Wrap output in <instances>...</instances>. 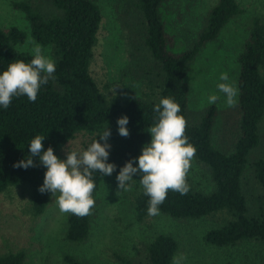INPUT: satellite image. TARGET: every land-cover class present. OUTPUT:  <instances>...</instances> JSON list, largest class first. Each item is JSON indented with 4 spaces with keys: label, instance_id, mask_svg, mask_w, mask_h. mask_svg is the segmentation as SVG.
<instances>
[{
    "label": "trees",
    "instance_id": "1",
    "mask_svg": "<svg viewBox=\"0 0 264 264\" xmlns=\"http://www.w3.org/2000/svg\"><path fill=\"white\" fill-rule=\"evenodd\" d=\"M175 1L178 0H135L144 29L143 46L159 66L161 80L156 93L144 99L129 97L122 102L106 99L88 74L100 22L99 9L92 0H47L54 10L48 14L35 0L11 2V8L27 22L33 41L51 49L56 71L54 79L41 87L34 103L22 96L14 97L7 109L0 107V193L10 186L24 187L28 191L29 214L37 217L44 212L49 194H41L38 188L43 185L47 169L39 164V157H33L37 165L34 168L13 167L29 158V144L37 135L45 138L44 150L52 147L55 154L75 134L84 132L99 141L98 136L108 127L111 132L108 163L117 166L113 173L117 176L127 161L139 156L147 131L154 125V107L162 98L170 97L179 104V115L187 121L185 134L197 150L194 160L204 168L211 190L202 192L190 187L187 195L169 191L160 214L174 220H214L218 226L203 236L208 245L223 248L253 241L264 251V155L251 163L254 180L262 190L259 205L248 209L241 186L248 156L259 144L258 126L264 118V19L252 17L237 54V133L232 149L222 152L211 143L215 106H209L194 124L188 120L186 76L198 53L215 42L222 28L243 11L235 0H216L205 13L191 46L174 52V37L167 34L160 10ZM24 39L25 33L19 29H0V73L17 60L31 61V54L15 50ZM123 116L129 118L127 138L118 133L117 120ZM101 178L99 172L93 173L96 184L93 198ZM148 200L137 183L130 194L137 222L149 216ZM89 222L90 215L78 218L66 214L63 239L73 244L84 242ZM176 250L171 236L158 234L144 246L143 261L138 264H171ZM63 260L82 264L66 255ZM23 261L22 250L0 255V264H23Z\"/></svg>",
    "mask_w": 264,
    "mask_h": 264
},
{
    "label": "rangeland",
    "instance_id": "2",
    "mask_svg": "<svg viewBox=\"0 0 264 264\" xmlns=\"http://www.w3.org/2000/svg\"><path fill=\"white\" fill-rule=\"evenodd\" d=\"M15 1L19 0H0V29L6 31L14 27L24 32V42L15 46V50L32 55L34 41L23 15L11 8V2ZM235 1L242 14L230 20L216 41L198 53L186 76L188 120L194 124L209 106H215L217 115L211 130V143L222 152H229L235 142L239 110L238 105L226 107L225 98L216 87L223 82L219 76L228 73L229 82L236 86V58L250 21L252 17L264 19V0ZM92 2L99 9L100 22L91 49L88 74L99 92L106 99H118L119 102L129 97L144 99L156 93L161 80L159 66L143 46L144 29L135 0ZM215 2L178 0L161 8L167 34L174 37V52L191 46L205 13ZM35 3L44 13L54 12L47 0H35ZM43 50L44 55L53 60L51 49L43 47ZM211 94L220 96L215 104L207 103V96ZM258 134L259 144L249 154L241 177L248 209L259 205L263 198L262 190L254 180L251 163L264 155V118L258 126ZM93 140V135L77 133L55 155L64 160L65 150L83 152ZM150 141L151 135L147 131L139 155ZM133 179L131 191L116 194V175L101 178L94 196L88 236L80 244L63 239L66 214L60 212L56 197L50 192L44 212L33 217L29 214L27 189L8 187L0 193V255L22 250L23 264H68L63 260L64 255L82 264H138L143 261L144 246L154 236L165 234L177 244L173 257L180 254L187 257L183 264H264V251L256 242H241L223 248L204 243V234L218 226L210 218L174 220L160 214L137 222L130 205V194L141 177L134 175ZM187 183L197 191L211 190L204 168L194 159Z\"/></svg>",
    "mask_w": 264,
    "mask_h": 264
},
{
    "label": "clouds",
    "instance_id": "3",
    "mask_svg": "<svg viewBox=\"0 0 264 264\" xmlns=\"http://www.w3.org/2000/svg\"><path fill=\"white\" fill-rule=\"evenodd\" d=\"M32 59L26 63L17 60L8 65L0 73V107L7 109L14 97L26 96L30 102L37 100L38 93L43 85L54 79L56 71L54 61L44 55L40 44L33 42ZM228 73H221L217 89L223 94L225 105L228 108L237 106L238 88L229 82ZM118 88V87H117ZM220 96H207L208 104H215ZM181 108L170 97L162 98L154 109V125L148 129L151 141L142 147L141 155L129 160L120 168L116 176L117 193L132 190L134 175H139L140 186L144 194L149 197L147 213L155 217L160 215V206L167 198L168 192L187 195L190 185L187 176L191 163L196 155V148L188 142L186 136L187 121L179 115ZM129 118L123 116L117 120L118 133L127 138L130 135L128 128ZM111 132L106 128L97 139L83 152H66V159L61 160L54 154L52 147L45 151L44 137L37 135L29 144V158L13 165L14 168L28 169L36 167L33 157H39V164L46 170L43 185L38 188L41 194L50 192L56 197V203L62 214H72L83 218L92 214L95 207L93 192L96 184L93 173L101 176H111L117 166L108 163L111 145L108 140ZM137 166L134 167L133 164ZM58 194V195H57ZM187 260L184 254L174 256L172 264H183Z\"/></svg>",
    "mask_w": 264,
    "mask_h": 264
}]
</instances>
